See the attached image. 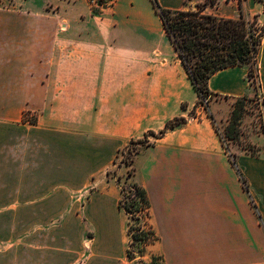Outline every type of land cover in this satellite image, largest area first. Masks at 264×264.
I'll return each instance as SVG.
<instances>
[{"label": "crops", "instance_id": "crops-1", "mask_svg": "<svg viewBox=\"0 0 264 264\" xmlns=\"http://www.w3.org/2000/svg\"><path fill=\"white\" fill-rule=\"evenodd\" d=\"M218 2L212 14L240 17L238 0ZM243 13L264 22V3L243 0ZM163 28L152 0L101 9L90 0H0V264H128L119 178L129 166L117 158L180 116L187 122L134 155L132 177L148 192L157 235L137 258L264 264V131L241 130L227 151L174 46L160 45ZM248 73L234 65L209 78L221 131L234 102L256 92L264 116V37L256 87Z\"/></svg>", "mask_w": 264, "mask_h": 264}, {"label": "trees", "instance_id": "trees-1", "mask_svg": "<svg viewBox=\"0 0 264 264\" xmlns=\"http://www.w3.org/2000/svg\"><path fill=\"white\" fill-rule=\"evenodd\" d=\"M152 2L162 19L165 33L174 46L178 58L197 91L200 103H204V99L208 95H212L208 87L209 78L219 70L230 66L248 65V78L255 87L257 86L259 76L258 53L262 34L256 35L251 26V21L244 16L243 0H238L241 11L239 18H225L208 13L206 11L208 6H217L219 4L217 0H205L198 3L196 9L189 7L170 9L163 7L159 0H152ZM247 99L248 97L245 96L234 102L229 124L225 127L224 133L219 129L217 120L209 109V104L204 105L227 151L230 146L229 142H237L240 139L241 122L243 114L246 111ZM183 108H185V105H183ZM27 115L28 113H25V120H30L31 122L37 121L36 118L30 119ZM185 122H187L185 117H175L167 121L165 127L159 132L149 131L142 138L132 139L127 145V149L130 153L135 154L140 150L141 146L152 144L149 135L161 138L169 129L180 127ZM253 146L247 145L245 149L255 153L253 152L255 146L254 148ZM229 154L233 165L236 167L237 161L235 155L231 152ZM133 162L134 157L131 159L129 165H133ZM133 174L134 167L128 172L129 176ZM239 174L248 190L246 178L240 172ZM130 189L134 196L128 201L126 190L122 188L123 197L119 203L120 208L131 219H140V217H134L136 212L144 213L149 218L151 202L147 190L136 181H133ZM128 235L130 236L129 247L127 249L129 260L136 258L131 250V246L137 241L144 243V246L147 247L157 240L156 232L151 225L148 229H144L142 226H133L131 221L128 224ZM160 259L161 257L154 256L150 264H157V260ZM142 262L147 264L144 260Z\"/></svg>", "mask_w": 264, "mask_h": 264}, {"label": "rangeland", "instance_id": "rangeland-1", "mask_svg": "<svg viewBox=\"0 0 264 264\" xmlns=\"http://www.w3.org/2000/svg\"><path fill=\"white\" fill-rule=\"evenodd\" d=\"M217 1H219V0H217ZM261 2L264 3V0H262ZM90 3L93 5V7L97 8V9L102 8L100 6H97L91 0H90ZM186 6H188L191 9H196L197 4L196 5H194L193 3L190 4L189 0H187ZM212 7H214V6H208L206 11L208 13H211ZM249 20L251 21V26L254 29V32L256 33V35H258V34L264 35V26L261 28V23L263 21L259 20V16L257 14H253V16L251 18H249ZM159 36H160V45L162 46L163 50H165L166 47L169 46L170 42L168 40V37L166 36L164 28L162 30V33ZM257 91H258V88H257ZM258 96L259 95L256 92L255 95L248 97V99L246 100V107H245L246 111L242 117L243 119H242L241 124L243 123V127L241 128V130L247 131V130L253 129V130H258V131H264V116H263L262 104L258 101ZM211 98H213V97H211ZM195 115L196 114L193 110L191 112L190 117L191 118L195 117ZM27 116L30 119H35V117L32 116L30 113H28ZM222 132L223 133L225 132V128L222 130ZM149 139L151 141H153L155 139V137L152 135H149ZM228 142H229V140H228ZM229 143H231V142H229ZM244 145L245 146H247V145L253 146L251 143H245ZM137 146H140V145H137ZM253 148H254V146H253ZM257 151H258V149H257V147H255L253 152H257ZM134 155H135L134 153H130L129 150L126 148L121 153V155H119V157L117 158V164L118 165H122V163L126 162L129 166L127 168V171L124 172V174L121 175L119 178V181L121 182V184H120L121 189L124 188L126 190V196L128 197L127 198L128 201H130L132 199V196H134L132 194L131 189H130V185L133 183L134 179L132 176L128 175L129 170L132 169V167H133V165H129V164L131 163V159L134 157ZM118 165H114L113 168L110 170L109 173L111 176H116L119 173V166ZM122 197H123V193H122ZM134 217H140V219H131L129 216H128V218H126V216L123 215V217L119 220L120 227L127 225V229H128V224L130 221L132 222V225L135 227L142 226L144 229L145 228L148 229L150 227L149 218L146 216V214L136 212L134 214ZM90 226H91V223H89L87 221H83V222L79 223V228L83 229L85 231V237L86 238L91 237L89 235V233L93 234V231L91 229H89ZM124 235L125 234H123V236ZM121 239H122V232H120V234H119V241H121ZM145 248L146 247L144 246V243H142L140 241H137L135 244H133L131 246V250L133 251V254L136 258L134 260L128 259V261H129L128 264H145L142 262V260H144V259L137 258L138 256H141L142 254H144ZM152 259L150 262H147L145 260L144 261L147 264H150L152 262ZM157 264H163L161 259L157 260Z\"/></svg>", "mask_w": 264, "mask_h": 264}, {"label": "built area", "instance_id": "built-area-1", "mask_svg": "<svg viewBox=\"0 0 264 264\" xmlns=\"http://www.w3.org/2000/svg\"><path fill=\"white\" fill-rule=\"evenodd\" d=\"M93 3H95L97 6L100 7H107L111 4H113L114 0H91ZM264 26V22L261 23V28ZM264 37V35L261 36V39ZM259 96V100L260 102L262 101L260 94H258ZM212 95H208L205 99H204V103H201L202 106H204L205 104H209L210 100H211Z\"/></svg>", "mask_w": 264, "mask_h": 264}, {"label": "bare ground", "instance_id": "bare-ground-1", "mask_svg": "<svg viewBox=\"0 0 264 264\" xmlns=\"http://www.w3.org/2000/svg\"><path fill=\"white\" fill-rule=\"evenodd\" d=\"M166 36H167V34H166ZM168 37V36H167ZM168 40H169V42H170V44L172 45V43H171V41H170V39L168 38ZM173 46V45H172ZM174 48V47H173Z\"/></svg>", "mask_w": 264, "mask_h": 264}]
</instances>
